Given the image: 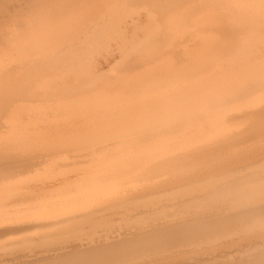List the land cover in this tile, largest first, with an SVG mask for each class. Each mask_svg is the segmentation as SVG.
<instances>
[{
  "label": "bare ground",
  "instance_id": "6f19581e",
  "mask_svg": "<svg viewBox=\"0 0 264 264\" xmlns=\"http://www.w3.org/2000/svg\"><path fill=\"white\" fill-rule=\"evenodd\" d=\"M0 140V246L130 212L0 264H264V0H0Z\"/></svg>",
  "mask_w": 264,
  "mask_h": 264
},
{
  "label": "rangeland",
  "instance_id": "374dc122",
  "mask_svg": "<svg viewBox=\"0 0 264 264\" xmlns=\"http://www.w3.org/2000/svg\"><path fill=\"white\" fill-rule=\"evenodd\" d=\"M103 25H104V26L106 25L105 27H108L107 25H109V23H108V24L105 23V24H103ZM104 26H102L101 28L103 29ZM105 27H104L103 30L106 29ZM101 28H100V29H101ZM94 34H95V33H94ZM94 34H92V35L90 36L91 38H90V37L87 38L89 35H88V36L85 35L86 37H85V36H84V37L87 39V41H86V40H83L84 42L82 41V39H84V37H83L82 39L79 38V39H81V40H80V43H81V41H82V43H81L82 45H81V44L79 45L78 41H76L77 39L75 40L76 43L74 42V44H71L73 48H71V46H69L70 44L67 45L68 48L65 49V50H67L68 55H69V53H72V51L76 50V48H77L76 46H78V47H82V46L85 45V44H83V43H86V42H88V43L90 44V42L92 41L93 38H94V39H93V42H95L96 39L98 38V35H97V33L95 34V35H97V36H95ZM92 37H93V38H92ZM96 37H97V38H96ZM95 38H96V39H95ZM79 39H78V40H79ZM89 39H91V40H89ZM85 41H86V42H85ZM77 43H78V44H77ZM75 44H76V46H73V45H75ZM89 44H86V45H89ZM91 44H92V43H91ZM70 48H71V49H70ZM39 90H40V88H39ZM41 90H42V89H41ZM41 102L43 103V101H41ZM41 102H40V103H39V102H36V104L39 103V105L42 106ZM46 102H47V101H46ZM46 102H44V103H46ZM48 102H49V101H48ZM50 102H51L50 105H46V104H45V108L47 107V109L44 108L45 111H42L41 113H43V112H46V113H47V111H49L48 113H50V108H51V107L53 108V110H55V109H56V110H59V109L62 110V109H63V106L60 107V108H59L58 106H55V105H57V103L54 104V106H51V105H53V103H55V102H52V101H50ZM50 102H49V103H50ZM49 103H47V104H49ZM26 104H27V103H26ZM28 104L31 105V103H28ZM33 104H35V103H33ZM33 104H32V106H33ZM36 104L34 105V107H35V110H36L37 112H39L38 110H40V109L43 110L42 107H44V106L40 107V109H39V107L36 106ZM37 105H38V104H37ZM48 106H49V108H48ZM60 106H61V105H60ZM55 107H56V108H55ZM36 108H37L38 110H37ZM52 108H51V109H52ZM54 108H55V109H54ZM58 108H59V109H58ZM25 109H27V108H25ZM41 110H40V111H41ZM46 110H47V111H46ZM26 111H27V110H26ZM59 112H60V111H59ZM51 113H52V111H51ZM53 113H54V112H53ZM51 115H52V114H51ZM3 135H4V134H3ZM0 142H1V140H0ZM84 150H85V152H86V149H83V151H82V150H81V151L79 150L80 152H78V150H77V152H76V150L73 152V150H72L73 153L71 152V150H69V151H65V152H61V153L58 152V153H59V156H58V155H55V154H56V153H55L54 155L58 157V158L56 157V162H57V163H56V166H57L60 170H63V168H65V166H66L67 168L70 167L71 169H72V167L74 168L76 165L80 167V165H82V164H79V163H80V162H79L80 159L83 160V158H84V159H86V157L88 158V156L84 155V153H83ZM68 152H69V153H68ZM70 152H71L72 154H74V155H72ZM81 152H82V153H81ZM66 153H68V155H67ZM76 154H77V155H76ZM79 154H80V159H79ZM82 154H83L85 157H81ZM54 155H52V154L49 155V158L52 156V157H51L52 160H55V156H54ZM62 155L65 156V161H63V163H62V162L60 163V161H62V160L60 159V161H59V160H57V159H59V157L62 156ZM66 155H67V158L70 157V158H69V161H70V160H72V161L69 162V161L67 160V158H66ZM71 155L73 156L74 159L71 157ZM68 156H69V157H68ZM77 156H78V157H77ZM76 157H77V159L79 160L78 163H77V159H75ZM47 158H48V157H47ZM49 158H48V160L51 159V158H50V159H49ZM61 158H62V157H61ZM63 158H64V157H63ZM63 158H62V159H63ZM71 158H72V159H71ZM63 160H64V159H63ZM73 161H74V162L76 161V162H75V164H76L75 166H73V165H74V162H73ZM66 162H68V163H66ZM72 162H73V165H70V164H72ZM59 163L62 164V166H64V167L61 168V165H60ZM65 163H66V164H65ZM69 163H70V164H69ZM58 164H59V165H58ZM67 164H69L70 166H69V165L67 166ZM42 165H43V164L41 163V166H42ZM59 166H60V167H59ZM71 166H72V167H71ZM67 168H66V169H67ZM70 168H69V169H70ZM25 175H27V174H25ZM25 175H24V176H25ZM130 211H131V210H130ZM125 212H126L127 214H125ZM128 212H129V211H124V212H121V214H120L119 212H117V214H119V215H117L116 213H112V214L109 215L108 217L106 216V217L100 218V222H99V219H97L98 221L95 219L96 221H95V220H94V221L92 220V221L87 222V224H85L86 222H84L83 224H81V226H79L80 228L78 227V224L75 225V226H73V227H75V228H72V227H71V228H70V227H69V228H65L66 231H65L64 229H59V230H56V231H54V232L52 231V232H53V233H52V232H50L51 230H49V229H46V230L44 229V232H43V231H40V230H41V229H40V230H38L39 233L42 232L43 234H42V233L37 234L38 231H37V232L34 231V232H35V233H34L35 236H36V234H37L36 238H37L38 240L35 238V236H34V234H33V230H32L31 232L29 231V235L31 234V235H30L31 237H30V236H29V237H28V236L26 237L25 235H24V236L20 235V237L22 236L23 238H22V237L19 238L18 235L15 234V235H14V238H15L16 235H17L16 238L19 239V240L24 239V238H25V239L27 238V240H28V239L30 240L31 238H33V239H31V240H32L31 242H26V244H25L24 242H22V243L19 244V245L16 244L17 246H16V245H15V246H13V245H8V246L5 245L6 247H4V246H0V248L2 247V249H3V250L0 249V252H1L0 255L3 254V253H5V255L7 254V253H6L7 249H5V248H8V254H9V255L7 254L9 257H8L7 255H6L5 257H4L3 255H1V257H0V262L6 261L8 258H13L14 256H15L14 258H16L17 256L21 257L24 253H25L26 255H25L24 257L22 256V258H25V257L27 256V254H28V255H33V254H34V255H35V254L39 255V254H41V252H42L43 254H45V253L47 254V253H51V252L54 253L55 249H53V248H56V246H57L58 244H59V245H58L57 247H58L59 249L56 248V251H59L61 246H62V248L65 250V252H66V251H70L72 248H76L78 245H79L78 248H79V247H80V248H81V247H86V245H88L87 243L92 242L93 239H94V240L99 239V238H97V236H98V237L101 236V240H102V239H104V237L106 238V235H107V237H110V236H112V235H115V233L117 232V230H118V233H119V232H124V231H122V230H126V229H123V228H126L127 226H124V227H123V226H120V225H122V223L124 224V223L127 221V217L125 218V216H128V214L130 213V212H129V213H128ZM122 214H123V216H122ZM110 216H111L112 219L110 218ZM116 216H117V218H116ZM119 216H120V217H119ZM121 216H122V217H121ZM115 218L118 219V220L115 221V222H116V225L114 224L115 222H113ZM104 219H105V220H104ZM106 219H107V220H106ZM110 219H111V220H110ZM124 219H126V220H124ZM122 220H123L124 222H123ZM103 221H104V222H103ZM117 221H118V223H117ZM90 222H91V223H90ZM109 222H111V223L113 222V223L111 224V223H109ZM97 223H98V224H97ZM104 223H105L106 225H105ZM119 223H120V225H118ZM101 224H102V225H101ZM126 224H127V223H125V225H126ZM79 225H80V224H79ZM88 225H90V226H88ZM94 225H95V226H98V227H97L98 230H96V227H95V229H94V227L91 228V229L94 230V231H92V230L90 229V227H91V226H94ZM99 225H100V226H99ZM103 225H104V226H103ZM108 225H109V229H108ZM112 225H113V226H112ZM84 226H87V227L85 228ZM101 226H102V227H101ZM115 226L117 227V228H116L117 230H115ZM83 227H84V228H83ZM111 227L114 228V229H112ZM82 228H83V229H82ZM105 228H107L108 230H107V229L105 230ZM118 228H119V229H118ZM77 229H79L80 232H79ZM103 229H104L105 231H104ZM110 229L112 230V232H113V231H115V232H113V234H112V232H111ZM120 229H122V230L120 231ZM73 230H75L76 232L74 233ZM101 230H102V231H101ZM58 231H60V232H58ZM85 231H86V232H85ZM97 231H98V232H97ZM71 232H72V233H71ZM91 232L94 233L95 235L92 234ZM100 232H101V235H100ZM102 232H104V234H106L104 237H102V234H103ZM105 232H106V233H105ZM107 232L111 233L112 235L110 234V236H108L109 234H108ZM45 233H49V234L46 235ZM67 233H68V234H67ZM77 233H79V234H77ZM81 233H82V234H81ZM118 233H117V234H118ZM23 234H26V233H23ZM32 234H33V235H32ZM41 234H42V235H41ZM73 234H75V235H73ZM88 234H89L91 237L88 236L89 238H87V235H88ZM98 234H99V235H98ZM104 234H103V235H104ZM26 235H28V234H26ZM38 235H41L40 238H39ZM43 235H45V236L43 237ZM48 235H49V236H48ZM62 235H64V236H62ZM65 235H66V236H65ZM79 235H80L81 237H79ZM68 236H69V237H68ZM73 236H74V239H72ZM83 236H84V237H83ZM92 236H94L95 238L92 237ZM8 237H13V235H8L7 238H8ZM46 237H47V238H46ZM49 237H50L51 239H50ZM57 237H58L59 239H58ZM64 237H65V238H64ZM70 237H71V238H70ZM76 237H77V240L75 239ZM4 238H6V236H5V237H1L0 239H1V240H4ZM14 238H13V239H14ZM42 238H43V239H42ZM48 238H49L50 240H49ZM69 238H70V239H69ZM79 238H80V239H81V238L83 239V240L81 239L83 243L80 241ZM17 239H16V240H17ZM34 239H35V240H34ZM40 239H41V241H39ZM54 239H55V241H54ZM61 239H62V240H61ZM67 239H68V240H71V239H72V240H74V241H72V240H71V241H68ZM85 239L88 240V241H85ZM89 239H91V240L89 241ZM33 240H34V241H33ZM47 240L50 242V244H49V242H48ZM58 240H59V241H58ZM75 240H76V241H75ZM78 240H79V241H78ZM99 240H100V239H99ZM35 241H36V242H35ZM43 241H44V242H43ZM51 241H52V242H51ZM53 241H54V242H53ZM61 241H64V242L61 243ZM32 242H33V243H32ZM41 242L44 243V244H42ZM47 242H48V243H47ZM66 242H67V243H66ZM70 242H71V245H72V246H70ZM74 242H75V243H74ZM79 242H80L81 244H80ZM86 242H87V243H86ZM2 243H3V242H2ZM29 243H30L31 245H30ZM34 243H35V244H34ZM39 243H40V244H39ZM51 243H53V244H51ZM63 243H64V244H63ZM76 243H77L78 245H77ZM41 244H42V245H41ZM45 244H47V246H45ZM60 244H62V245L60 246ZM83 244H86V245H83ZM20 245H21V246H20ZM28 245H29V246H28ZM35 245H37V246L39 245V246L37 247V246H35ZM40 245H41V246H40ZM51 245H52V246H51ZM53 245H55V246H53ZM64 245H65V246L69 245V246L65 247ZM26 246H28V247H26ZM30 246H32V247H31L32 250H30V249H31ZM33 246H34V248H33ZM63 246H64L66 249H65ZM73 246H75V247H73ZM9 247H11L12 249H13V247H14L15 249L12 251V249L9 248ZM16 247H18V248H16ZM24 247H26V251H25ZM36 247H37V248H36ZM43 247H44V248H45V247H47V248L50 247V248H48V249H50V250L53 249L54 251H52V250H51V251H50V250L48 251V249H44ZM68 247H69V249H70V247H72V248L69 250ZM19 248H20V249L23 248L24 250H23V249H22V250L25 251V252L21 251ZM40 248H42V249H41L42 251H38ZM62 248H61V250H62ZM4 249H5V250H4ZM34 249H35V250H34ZM36 249H37V250H36ZM17 250H20L21 253L23 252V254H22V255H21V254L19 255L20 251H17ZM44 250H46V252H45ZM4 251H5V252H4ZM30 251H31V252H30ZM34 251H35V252L38 251V252L35 253ZM10 252L15 253V255H14L13 253H10ZM16 252H17L18 254H17ZM26 252H27V253H26ZM44 252H45V253H44ZM30 253H33V254H30ZM12 254H13L14 256H13ZM16 254H17V255H16ZM41 255H42V254H41ZM41 255H39V256H41ZM10 256H11V257H10ZM2 257H3V258H2ZM6 257H7V258H6ZM19 257H18V258H19ZM1 258L3 259V261H2ZM5 259H6V260H5Z\"/></svg>",
  "mask_w": 264,
  "mask_h": 264
}]
</instances>
